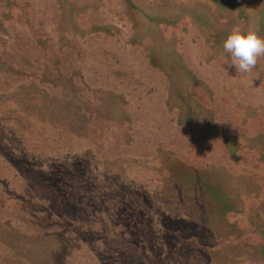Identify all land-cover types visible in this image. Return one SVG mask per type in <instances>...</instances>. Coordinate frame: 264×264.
Listing matches in <instances>:
<instances>
[{
  "label": "rangeland",
  "instance_id": "374dc122",
  "mask_svg": "<svg viewBox=\"0 0 264 264\" xmlns=\"http://www.w3.org/2000/svg\"><path fill=\"white\" fill-rule=\"evenodd\" d=\"M235 1L248 16L0 0V254L264 264V58L241 74L223 51L233 27L255 28L253 0Z\"/></svg>",
  "mask_w": 264,
  "mask_h": 264
},
{
  "label": "clouds",
  "instance_id": "9594fccd",
  "mask_svg": "<svg viewBox=\"0 0 264 264\" xmlns=\"http://www.w3.org/2000/svg\"><path fill=\"white\" fill-rule=\"evenodd\" d=\"M222 48L237 72L248 74L264 58V36L255 28L243 30L236 26L223 41Z\"/></svg>",
  "mask_w": 264,
  "mask_h": 264
},
{
  "label": "trees",
  "instance_id": "16d2710c",
  "mask_svg": "<svg viewBox=\"0 0 264 264\" xmlns=\"http://www.w3.org/2000/svg\"><path fill=\"white\" fill-rule=\"evenodd\" d=\"M208 1L213 3L217 7V9L219 11H221V13H228V12L232 11L233 10L232 6H233L234 8H236V11L238 12L239 16L242 15V17H244V16L246 17L249 14V12H247L248 14L245 13L246 14L245 15L242 12V11H245V10L243 9V7H242V5H241V3L239 1L238 2L235 1L233 3H231L233 0H230V1H227V2H224L225 0H223V1L222 0H219V1L208 0ZM245 1H247V0H245ZM244 3H245V5L247 4L246 2H244ZM230 4H232V6H230ZM250 6H251L252 16H253V19L250 21L251 25L255 26V28L257 26H261L262 24H264V20L262 18V19H260V22H259L258 19H259V16H262V14H264V0H253V4H251ZM246 7H248V6H246ZM4 66L5 65H0V68L3 69V68H5ZM249 157L255 159V156H249ZM262 159H264V157ZM222 200H224V199H222V198L220 199V205L219 206H220L221 209H224L225 208V203L221 202ZM226 207H228V206L226 205ZM0 246H1V248H3V247H5V244L2 243ZM2 257H4V259H2ZM0 264H23V263L10 261V257L9 256L6 257V254L5 255L4 254H0Z\"/></svg>",
  "mask_w": 264,
  "mask_h": 264
}]
</instances>
